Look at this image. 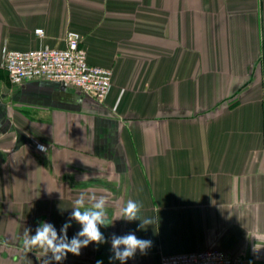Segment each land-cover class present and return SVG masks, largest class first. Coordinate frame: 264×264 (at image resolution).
<instances>
[{"label": "crops", "instance_id": "1", "mask_svg": "<svg viewBox=\"0 0 264 264\" xmlns=\"http://www.w3.org/2000/svg\"><path fill=\"white\" fill-rule=\"evenodd\" d=\"M69 29L113 69L103 101L9 80L6 49L64 47ZM81 195L105 199L107 242L59 264H120L129 233L153 244L125 264L213 248L264 264V0H0V264H57L25 230L68 223L70 241ZM129 199L152 225L122 218Z\"/></svg>", "mask_w": 264, "mask_h": 264}, {"label": "built area", "instance_id": "2", "mask_svg": "<svg viewBox=\"0 0 264 264\" xmlns=\"http://www.w3.org/2000/svg\"><path fill=\"white\" fill-rule=\"evenodd\" d=\"M36 33L44 35L43 28ZM66 46H41L30 49H6L5 68L9 80L20 84L34 78H47L79 88L95 99L103 101L112 88L113 69L91 63L82 35L78 30L66 33ZM160 264H255L244 256H233L224 250L213 248L201 251L163 254Z\"/></svg>", "mask_w": 264, "mask_h": 264}, {"label": "clouds", "instance_id": "3", "mask_svg": "<svg viewBox=\"0 0 264 264\" xmlns=\"http://www.w3.org/2000/svg\"><path fill=\"white\" fill-rule=\"evenodd\" d=\"M39 151L46 152L44 145H37ZM142 204L129 199L121 209L122 218L127 221L140 220L139 229H144L154 223L151 218H141L140 212ZM107 211L105 209V199L100 197L94 204L93 209L84 208V195L75 200V208L72 212V218L77 221L82 230L70 241L67 237V229L70 224L65 223L61 228L63 235L58 236L56 229L50 223H42L36 229L35 235L29 236L28 230H25L22 246L26 253L31 252L33 248H40L45 254L51 252L52 258L59 264L66 259L68 253L80 255L81 249L95 242L97 245L106 243V238L100 230L101 225H107L105 219ZM5 246L7 241L2 242ZM153 242L148 239L138 238L135 233H129L124 236H113L111 240V251L114 253L110 260H118L120 264H125L129 259L135 257L137 251L141 255H146L152 247ZM96 264H103L102 260H97Z\"/></svg>", "mask_w": 264, "mask_h": 264}]
</instances>
